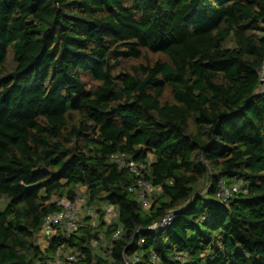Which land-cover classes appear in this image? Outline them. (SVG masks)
<instances>
[{
  "label": "trees",
  "instance_id": "obj_1",
  "mask_svg": "<svg viewBox=\"0 0 264 264\" xmlns=\"http://www.w3.org/2000/svg\"><path fill=\"white\" fill-rule=\"evenodd\" d=\"M263 63L264 0H0V264H264Z\"/></svg>",
  "mask_w": 264,
  "mask_h": 264
},
{
  "label": "built area",
  "instance_id": "obj_2",
  "mask_svg": "<svg viewBox=\"0 0 264 264\" xmlns=\"http://www.w3.org/2000/svg\"><path fill=\"white\" fill-rule=\"evenodd\" d=\"M260 81L263 84L264 91V63L260 72ZM112 160L117 164L119 168L127 169L136 178L137 187L136 189H131V192H136L138 200L144 210H148L151 206V199L154 193L160 192L159 188L154 187L152 184L144 181L145 166L141 163H137L125 155H113ZM247 193V190L243 187L241 182H234L231 185L226 183L221 184L220 188L217 190L215 197L216 200L224 205L229 200L233 199L236 194ZM63 211L54 214L47 218L45 221L43 231L40 236V244L44 243L46 247L49 241L56 235L57 229L61 227L65 232L71 233L77 229V218L80 211L85 206V198L80 195L74 203L64 202ZM117 212L113 207H106L104 210V222L110 225L116 218ZM175 219V214L173 212L166 215L160 222L154 224L148 229L143 231H149L154 233H160L167 227H169ZM121 232L118 231L114 235V239H118ZM41 244V245H42ZM93 247L104 248L106 242L104 238L100 237L98 241L93 242ZM75 260L73 255L62 256L60 253L57 254L54 259L48 264H72ZM156 260V257L153 258ZM136 262H139L135 258Z\"/></svg>",
  "mask_w": 264,
  "mask_h": 264
},
{
  "label": "rangeland",
  "instance_id": "obj_3",
  "mask_svg": "<svg viewBox=\"0 0 264 264\" xmlns=\"http://www.w3.org/2000/svg\"><path fill=\"white\" fill-rule=\"evenodd\" d=\"M207 190H208V189H206V188L203 190V192L201 193L202 196H205V197H206ZM86 216H88L87 213L84 212V211H81V213L79 214V219L82 220V219H83L84 217H86ZM91 217L93 218L94 221H96V215H95V213H94L93 211L91 212ZM41 244H42V243H41ZM40 246H41L42 248H45V247H44V243H43L42 245H40Z\"/></svg>",
  "mask_w": 264,
  "mask_h": 264
}]
</instances>
